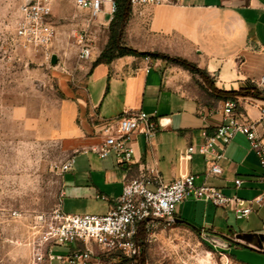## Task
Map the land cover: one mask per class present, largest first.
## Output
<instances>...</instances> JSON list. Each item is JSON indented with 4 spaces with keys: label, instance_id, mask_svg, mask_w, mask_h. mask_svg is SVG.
<instances>
[{
    "label": "crops",
    "instance_id": "crops-1",
    "mask_svg": "<svg viewBox=\"0 0 264 264\" xmlns=\"http://www.w3.org/2000/svg\"><path fill=\"white\" fill-rule=\"evenodd\" d=\"M151 8L147 10L150 49L184 57L205 69L216 88L241 92L234 97L236 111L242 120L255 124L264 143V96L248 93L264 73V0H181ZM100 52L93 51L90 60L78 55L76 62L53 52L48 58L39 56L49 61L59 95L54 132L68 157L74 158L72 167L61 172L58 207L71 214H103L132 178L149 176L151 170L166 181L193 173L197 184L213 185L230 200L215 205L189 197L176 205V222L170 228L196 231L221 261L264 264V174L258 156L241 132L227 144L202 134L226 122L223 108L231 98L212 91L198 74L176 62L141 55L96 62ZM139 110L159 123L158 130L149 139L134 133L129 162H118L112 152L101 157L95 148L103 140L102 120ZM206 141L223 153L217 160L221 174H206L210 161L199 150ZM189 146L194 147L191 153H187ZM236 178L241 179L240 185ZM234 196L251 204L248 217L236 216ZM257 196L263 198L260 203L253 201ZM142 230L140 226L138 235ZM89 245L98 264H121L117 253ZM84 246L79 240L53 246L50 264H70L61 256Z\"/></svg>",
    "mask_w": 264,
    "mask_h": 264
},
{
    "label": "rangeland",
    "instance_id": "rangeland-1",
    "mask_svg": "<svg viewBox=\"0 0 264 264\" xmlns=\"http://www.w3.org/2000/svg\"><path fill=\"white\" fill-rule=\"evenodd\" d=\"M23 1L0 0V264H30L27 238L36 217L58 207L60 165L69 156L54 132L59 95L51 65L39 57L43 52L18 49L13 40ZM52 6L57 36L48 54L76 62L79 44L73 34L85 28L88 15L68 0H52ZM150 9H132L126 45L152 51ZM109 23L102 14L92 24L89 37L95 53L108 41ZM220 257L187 227H159L145 235L148 264H236Z\"/></svg>",
    "mask_w": 264,
    "mask_h": 264
},
{
    "label": "built area",
    "instance_id": "built-area-1",
    "mask_svg": "<svg viewBox=\"0 0 264 264\" xmlns=\"http://www.w3.org/2000/svg\"><path fill=\"white\" fill-rule=\"evenodd\" d=\"M74 6L85 12L88 19L85 28L76 30L73 34L79 44V57L90 60L93 48L89 32L92 24L102 14H107L109 22L118 10L119 0H68ZM181 0H128L132 9H143L163 4H178ZM101 25L102 23L99 22ZM57 36V27L53 19L52 0H24L19 7V17L15 24V46L18 49L43 52L49 57L48 48ZM259 91L264 96V73L260 79L250 87V94ZM237 102L234 99L225 101L223 112L225 123L213 128L212 133L203 130L202 134L208 140L215 137L227 144L233 136L241 132L247 137L251 148L258 156L264 174V143L256 132L255 124L242 120L236 111ZM264 114V109H262ZM159 128V123L152 119L145 111L125 112L120 116L102 120L100 133L103 140L95 150L101 157L113 153L120 163L129 162L133 156L131 140L135 132L143 133L150 138ZM194 150L187 148V153ZM199 150L206 153L210 166L206 174H221L222 168L217 160L223 156L221 151L208 141L199 146ZM73 156L68 157L60 165L61 172L72 167ZM196 174L185 173L179 177L166 181L161 176L141 175L125 182L121 196L116 203L103 214L99 213H65L59 207L39 214L33 225L29 244L31 246L30 264H50L54 258L50 249L55 245H63L73 241H82L85 246L75 249L67 256H61L70 264H98L95 251L89 244L98 245L103 252H113L122 256L121 264H139L142 258L143 246L138 240L140 226L147 233L156 228H169L176 222V205L183 200L194 197L223 205L230 200L219 188L206 183L197 184ZM236 185L241 179H235ZM153 184V187L149 186ZM236 201V216L248 217L252 211L250 203L234 196ZM262 196L253 201L260 203Z\"/></svg>",
    "mask_w": 264,
    "mask_h": 264
},
{
    "label": "trees",
    "instance_id": "trees-1",
    "mask_svg": "<svg viewBox=\"0 0 264 264\" xmlns=\"http://www.w3.org/2000/svg\"><path fill=\"white\" fill-rule=\"evenodd\" d=\"M132 14V8L128 0H119L118 10L114 14L113 18L109 23V37L106 45L101 50L96 62H110L117 57L124 55H141V56H152L160 57L166 60L176 62L186 69H189L192 73L198 74L204 84L210 88L212 91H216L219 94L224 95L227 98L234 99L237 94L241 92L224 91L215 87L211 77L205 69L198 67V65L184 57L181 56H171L167 53L160 51H140L124 43L125 29L130 20ZM253 84L250 86L252 87ZM249 87V89H250ZM248 89V93L249 92ZM255 96L261 95L259 91H256ZM147 232L142 230L139 235H137L138 240L142 243L143 253L139 264H145V235Z\"/></svg>",
    "mask_w": 264,
    "mask_h": 264
},
{
    "label": "water",
    "instance_id": "water-1",
    "mask_svg": "<svg viewBox=\"0 0 264 264\" xmlns=\"http://www.w3.org/2000/svg\"><path fill=\"white\" fill-rule=\"evenodd\" d=\"M52 58H53V60H54V59H55V55H53V57H52Z\"/></svg>",
    "mask_w": 264,
    "mask_h": 264
}]
</instances>
